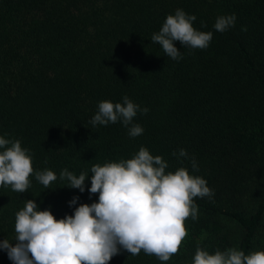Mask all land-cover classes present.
I'll use <instances>...</instances> for the list:
<instances>
[{"label":"trees","instance_id":"16d2710c","mask_svg":"<svg viewBox=\"0 0 264 264\" xmlns=\"http://www.w3.org/2000/svg\"><path fill=\"white\" fill-rule=\"evenodd\" d=\"M178 8L213 38L206 49L174 41L182 58L173 60L151 37ZM231 14L235 26L217 32L216 18ZM124 96L148 108L133 120L141 135L90 123L100 101ZM0 136L20 140L34 169L26 192L0 186V241L15 243V214L29 199L57 219L97 201L91 167L143 146L214 195L195 198L198 218L186 220L169 261L121 249L109 264H191L197 246L264 251V0H0ZM181 148L188 158L172 155ZM65 168L88 174L83 193L59 179ZM44 169L57 175L48 189L35 179ZM0 264H12L5 250Z\"/></svg>","mask_w":264,"mask_h":264},{"label":"clouds","instance_id":"9594fccd","mask_svg":"<svg viewBox=\"0 0 264 264\" xmlns=\"http://www.w3.org/2000/svg\"><path fill=\"white\" fill-rule=\"evenodd\" d=\"M195 20V15L178 8L166 16L151 40L173 60L182 58L174 41L192 49H206L213 33L195 29ZM235 22V14L221 15L213 27L222 33L235 26ZM246 30L242 27V31ZM138 111L146 114L148 108H141L127 96L123 103L103 100L90 123L106 126L119 121L128 128L130 137H137L144 131L133 123ZM172 155L188 158L183 148ZM191 166L198 171L195 158L191 159ZM167 168L160 155H152L143 146L129 159L94 164L87 190L98 194L97 201L80 203L71 215L57 219L48 209L39 210L34 200H27L15 214V243L3 239L0 250L6 251L12 264H109L121 249L132 256L143 251L167 262L179 253L188 236L186 220L198 218L195 198L211 199L214 195L201 176L190 174L185 167L166 172ZM33 173L29 150L18 139L0 136V186L26 192ZM87 176L83 172L75 175L65 168L59 179L67 180L66 186L83 193ZM35 179L48 189L57 175L44 169L35 171ZM76 200L73 197L69 205ZM191 264H264V251L245 254L237 247H229L209 253L197 246Z\"/></svg>","mask_w":264,"mask_h":264}]
</instances>
